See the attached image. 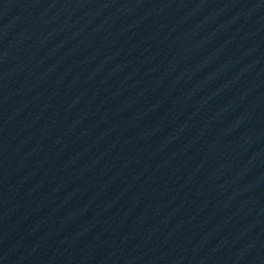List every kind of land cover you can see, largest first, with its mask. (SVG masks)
I'll use <instances>...</instances> for the list:
<instances>
[{"label":"water","instance_id":"water-1","mask_svg":"<svg viewBox=\"0 0 264 264\" xmlns=\"http://www.w3.org/2000/svg\"><path fill=\"white\" fill-rule=\"evenodd\" d=\"M195 38L264 57V0H96Z\"/></svg>","mask_w":264,"mask_h":264}]
</instances>
